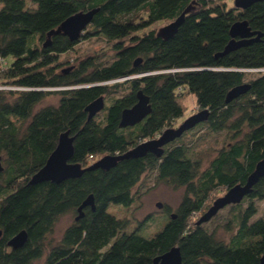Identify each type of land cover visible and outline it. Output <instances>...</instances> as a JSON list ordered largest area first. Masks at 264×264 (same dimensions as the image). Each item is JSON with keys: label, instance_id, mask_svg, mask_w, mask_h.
<instances>
[{"label": "trees", "instance_id": "trees-1", "mask_svg": "<svg viewBox=\"0 0 264 264\" xmlns=\"http://www.w3.org/2000/svg\"><path fill=\"white\" fill-rule=\"evenodd\" d=\"M188 6L172 36L146 30L174 20ZM92 9L97 12L77 40L47 37L67 17ZM240 20L263 35L221 54L231 39L230 26ZM92 37L111 43L113 58H76L64 71L60 56ZM242 84L249 88L226 102L227 93ZM0 85L6 87L0 88V264H32L43 255L45 264H152L174 246L182 264H259L264 219L254 217L256 202L264 201V176L229 205L221 225L227 238L198 219L215 191L244 185L264 160V0L245 9L234 2L228 6L227 0H30L28 6L25 0H0ZM124 86L127 93L88 118L91 102ZM138 91L148 98L150 112L121 127V112L137 102ZM184 92L194 95L198 111H208L198 124L222 136L206 167L180 142L187 130L165 144L160 157L147 153L60 183H28L61 133L74 137L70 162L86 168L172 128L184 115L179 101ZM49 94L59 95L58 103L36 108ZM145 175L154 184L183 188L175 213L148 238L137 228L127 232L129 220L108 211L110 205L129 207ZM90 195L94 209L82 208L76 220ZM68 214L72 223L49 243L55 224ZM22 230L26 242L11 248L8 241Z\"/></svg>", "mask_w": 264, "mask_h": 264}, {"label": "water", "instance_id": "water-1", "mask_svg": "<svg viewBox=\"0 0 264 264\" xmlns=\"http://www.w3.org/2000/svg\"><path fill=\"white\" fill-rule=\"evenodd\" d=\"M261 0H234L235 7L245 9L254 2ZM190 11V6H188L178 17L170 21L164 27H161L157 31V35L163 38H168L172 36L178 26L182 23L184 16ZM97 12V9H92L88 11H81L67 17L56 29L48 32L47 37L49 38L55 34H62L69 38V40H77L82 31L91 22L93 16ZM229 34L231 36L230 41L225 46L221 54H226L240 46L249 44L253 41H258L263 35L261 32L251 30L248 26L246 20H240L234 22L229 29ZM49 40V39H48ZM46 41L44 45L49 44ZM136 64V63H135ZM66 71V70H64ZM249 88V84H242L232 88L226 96V102L238 97L240 94L244 93ZM137 102L130 108H126L121 112L120 126H133L140 122L143 118L147 116L150 112V105L148 98L138 91L136 94ZM104 107L103 97H99L93 102H91L85 111L88 113V118L93 117L97 112H99ZM208 117L207 110H200L197 113L191 115L189 118L183 121L181 125L177 128H166L157 138H151L145 140L138 144L137 146L131 148L120 155H104L90 166L82 168L78 163L70 162L73 155V136H69V133L63 132L59 135L57 145L55 149L51 152L47 158L45 164L34 173L29 184H38L45 181H51L54 183H60L67 179H73L80 177L85 170L102 168L109 169L117 164L118 161L126 158H136L146 155L147 153H153L157 157L163 154V146L177 137L188 129L194 127L196 124L205 121ZM3 170L1 156H0V172ZM264 176V160L256 164L255 170L248 176L247 181L244 185H237L230 188L224 196L217 198L212 205L205 211L201 217L198 219V223L207 222L211 219L221 208L226 205L239 203L242 198L248 194L252 186ZM159 208L162 204L159 202L156 204ZM86 206H91L94 209V203L92 196H88L86 200L78 207V216L76 220L82 217V208ZM27 240L26 231L22 230L13 236L9 241L8 245L11 248H19L24 245ZM152 264H182V257L179 247H172L167 252L155 257ZM259 264H264V253L260 257Z\"/></svg>", "mask_w": 264, "mask_h": 264}, {"label": "rangeland", "instance_id": "rangeland-1", "mask_svg": "<svg viewBox=\"0 0 264 264\" xmlns=\"http://www.w3.org/2000/svg\"><path fill=\"white\" fill-rule=\"evenodd\" d=\"M234 0H227V5H233ZM26 6L30 4V0H25ZM170 23L169 21L156 22L149 26L146 30L154 29L158 31L161 27H164ZM98 56L103 60L113 58L114 52L111 49V43L106 41L103 37H92L89 39L80 40L68 53L60 56V61H64L65 64L62 66L63 70L71 68L76 63V58L82 59L88 56ZM11 61V58H8ZM255 75V74H253ZM122 82L123 80H117ZM115 81V82H117ZM115 82H111V85ZM0 88H6L0 85ZM52 90V89H51ZM56 90V89H54ZM127 86L118 88L116 91H111L109 94L104 96V105H109L111 101L125 93H127ZM59 101V95L49 94L37 105L36 108L56 105ZM182 107L184 108V115L182 118L177 119L172 128H177L183 123L184 120L189 118L191 115L198 112L197 105L195 103V97L192 94L184 92L179 97ZM155 136L154 138H157ZM221 135H214L206 130L204 126L196 124L191 130L185 132L180 142L186 143L191 152L194 153V157L202 159V167H206L209 160L215 153L214 151L221 146L222 143ZM102 157V156H101ZM153 177L145 175L142 177L140 183L134 188L135 200L129 207H123L120 205H110L108 211L115 217L120 219H128L129 224L126 228L127 232H130L137 228L138 233L144 237H152L156 232L161 230L169 219V214H174L175 209L178 206L182 196L183 188L173 189L165 183L154 184ZM225 190L220 189L215 191L211 195L209 205L225 194ZM161 203L162 206L159 208L156 204ZM258 213L255 218L262 217L264 219V201H257ZM229 205L224 206L204 225L209 229L218 227L217 233L221 238H227L221 228L227 219ZM207 211V210H206ZM73 221L72 215H64L59 218L54 226L53 232L48 236V242L54 243L58 241L64 231V229L70 225ZM32 264H45V255L35 260Z\"/></svg>", "mask_w": 264, "mask_h": 264}, {"label": "built area", "instance_id": "built-area-1", "mask_svg": "<svg viewBox=\"0 0 264 264\" xmlns=\"http://www.w3.org/2000/svg\"><path fill=\"white\" fill-rule=\"evenodd\" d=\"M93 158V156L92 155H90V159H92Z\"/></svg>", "mask_w": 264, "mask_h": 264}, {"label": "bare ground", "instance_id": "bare-ground-1", "mask_svg": "<svg viewBox=\"0 0 264 264\" xmlns=\"http://www.w3.org/2000/svg\"><path fill=\"white\" fill-rule=\"evenodd\" d=\"M193 128V127H192ZM191 129V128H190ZM189 130V129H188Z\"/></svg>", "mask_w": 264, "mask_h": 264}]
</instances>
